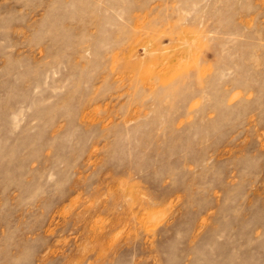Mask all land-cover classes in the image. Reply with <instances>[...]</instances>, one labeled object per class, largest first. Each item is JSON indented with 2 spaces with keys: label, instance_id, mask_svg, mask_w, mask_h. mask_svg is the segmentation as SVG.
<instances>
[{
  "label": "rangeland",
  "instance_id": "374dc122",
  "mask_svg": "<svg viewBox=\"0 0 264 264\" xmlns=\"http://www.w3.org/2000/svg\"><path fill=\"white\" fill-rule=\"evenodd\" d=\"M0 264H264V0H0Z\"/></svg>",
  "mask_w": 264,
  "mask_h": 264
}]
</instances>
